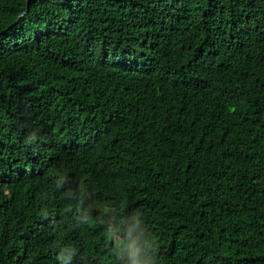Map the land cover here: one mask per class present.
<instances>
[{
  "label": "trees",
  "instance_id": "16d2710c",
  "mask_svg": "<svg viewBox=\"0 0 264 264\" xmlns=\"http://www.w3.org/2000/svg\"><path fill=\"white\" fill-rule=\"evenodd\" d=\"M264 264V0H0V264Z\"/></svg>",
  "mask_w": 264,
  "mask_h": 264
},
{
  "label": "clouds",
  "instance_id": "9594fccd",
  "mask_svg": "<svg viewBox=\"0 0 264 264\" xmlns=\"http://www.w3.org/2000/svg\"><path fill=\"white\" fill-rule=\"evenodd\" d=\"M116 248L118 255L128 254L132 259V264H144V262L139 258L140 250L136 247L135 240H117Z\"/></svg>",
  "mask_w": 264,
  "mask_h": 264
}]
</instances>
